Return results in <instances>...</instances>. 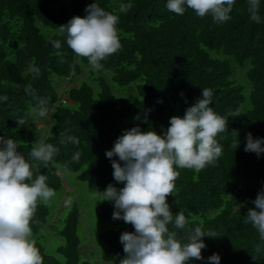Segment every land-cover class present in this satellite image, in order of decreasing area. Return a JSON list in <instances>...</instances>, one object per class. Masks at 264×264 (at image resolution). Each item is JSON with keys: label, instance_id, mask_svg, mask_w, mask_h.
<instances>
[{"label": "trees", "instance_id": "16d2710c", "mask_svg": "<svg viewBox=\"0 0 264 264\" xmlns=\"http://www.w3.org/2000/svg\"><path fill=\"white\" fill-rule=\"evenodd\" d=\"M93 3L119 16L122 49L101 61V70L77 56L59 28L73 17L83 18ZM121 3H131L132 8L119 13ZM166 4L167 0H0V97H8L0 100V137L18 142L26 158L36 142L57 147L53 161L40 164L37 174L46 175L55 192L62 194L66 185L70 187L66 204L58 205L59 215L66 208L63 218L51 223L48 205H38L33 238L44 264H120L126 256L120 236L135 233L134 227L114 220V202L103 201L95 208L97 220L106 226L97 236L102 251L81 246L83 213L66 172L96 191L113 185L112 160L121 166L123 162L109 159L106 152L117 139L133 127L163 135L170 118H183L205 88L213 91L210 107L228 119V132L217 136L222 155L215 166L200 172L177 167L180 176L167 201L173 215L184 212L190 228L217 233L216 238H202L207 246L204 259L189 264H209L214 254H219L220 264H264V241L244 222L264 191V154L245 151L249 133L253 139H264V0L260 23L250 19L247 0H236L226 23L214 22L211 15L200 18L186 5L185 13L177 15ZM56 40L62 45L59 50L51 43ZM57 51L65 54L64 63ZM34 68L40 69L39 75ZM108 74L117 85L134 83V94L115 97ZM245 78L246 85L240 82ZM77 79L79 83L71 86ZM28 85L38 96L50 98L49 114L43 117L49 124L41 128L30 123L36 101L25 94ZM21 118L26 119L23 126L16 122ZM233 130L239 136L234 137ZM62 131L78 138L79 145L61 144ZM76 152L78 163L72 159ZM177 231L184 236V231ZM46 236L63 240L53 253L41 242ZM257 245L262 251H255Z\"/></svg>", "mask_w": 264, "mask_h": 264}, {"label": "clouds", "instance_id": "9594fccd", "mask_svg": "<svg viewBox=\"0 0 264 264\" xmlns=\"http://www.w3.org/2000/svg\"><path fill=\"white\" fill-rule=\"evenodd\" d=\"M235 3L236 0H167L166 7L170 12L183 15L186 5L200 18L211 15L214 22L226 23L231 19ZM247 3L250 19L260 23V0H247ZM131 8V3H121L118 11L127 13ZM85 11L84 18L73 17L59 28L66 33L67 46L77 56L87 58L94 69L101 70V61L122 49L117 28L119 16L96 3ZM51 43L57 50L62 47L59 40ZM56 55L60 63H64L65 54L57 51ZM33 71L40 73L39 68ZM25 94L36 101L30 114L47 117L50 98L38 96L31 85L25 88ZM212 97L211 89H202V98L186 109L183 118H170V127L163 135L133 127L106 152L109 159L119 157L123 162L121 166L112 160V167L115 181L124 187L117 189L110 184L98 194L104 197L103 201L114 202V220H123L135 229V233L124 232L120 236L126 253L120 264H189L192 260L204 259L202 251L207 246L203 237H217L215 231L205 232L201 226L190 228L184 212L173 215L167 201L180 176L177 167L200 172L215 166L222 155L217 136L228 132V119L210 107ZM0 100L6 102L8 97H0ZM16 122L23 126L26 119ZM231 134L239 136L236 130ZM59 135L61 144L80 143L78 138L63 131ZM232 146L237 145L234 142ZM18 148L14 139L0 137V264H44L33 238L32 225L39 224L35 218L38 205H48L56 193L48 186L47 176L37 173L40 164L51 163L59 149L51 143L36 142L26 158ZM245 151L258 156L264 154V139H253L249 133ZM72 159L78 163L80 153L76 152ZM67 167L65 164L64 168ZM253 203L258 210L249 209L244 222L250 223L264 241V191ZM177 230L184 231V236ZM255 251H262V245H257ZM220 260L219 254L208 258L209 264H220Z\"/></svg>", "mask_w": 264, "mask_h": 264}, {"label": "rangeland", "instance_id": "374dc122", "mask_svg": "<svg viewBox=\"0 0 264 264\" xmlns=\"http://www.w3.org/2000/svg\"><path fill=\"white\" fill-rule=\"evenodd\" d=\"M87 14H83V18L86 16ZM109 75V84L111 85V89L113 94L115 95V97L119 98V97H128L131 94H134L135 92V84L134 83H130L128 85H117L116 83L112 82L110 79V74ZM82 77H86V74L84 73L82 75ZM243 84L246 85V78L244 81H240ZM79 83V79H77L74 83L71 84V86L75 85ZM59 89V86H58ZM47 118V117H45ZM33 119V121H31V124H35L37 127L41 128L45 123L49 124L48 120L45 119H40V117L36 114H31L30 120ZM47 121V122H46ZM67 176H68V180L69 182H71V185L73 187L74 190V196L76 197L77 200H79V204L81 206L82 209V213H83V222L82 225L79 226V236L81 238V246H88V251L90 250L89 248H91L92 246L95 248L96 250L101 253L102 251V243L97 239L98 233L100 232V230L103 226L96 217L95 214V208L98 204H100L101 202H103L104 197L98 194V191H96L95 189L91 188L90 186H88L87 183H82L79 180L76 179V175L71 173V172H66ZM114 187H116L117 189H121L124 187V184L122 183H118L115 182L113 184ZM106 189L99 191V192H104ZM68 191H70V187L68 185L65 186L64 191L61 192H55L56 195L50 200L48 207H49V211H50V222H54L58 217L61 216V218L64 217L66 208L64 209L63 213L59 215V206L60 204H66V199L64 197L65 193H68ZM48 232L50 234H53V230L48 229ZM41 242L43 243V245L45 246L46 250L50 253H53L54 250L56 249V247L61 244L63 242V240L59 237L55 238V241L53 240V238L51 236L49 237H45L44 239H41ZM46 242V243H45ZM91 251V250H90Z\"/></svg>", "mask_w": 264, "mask_h": 264}]
</instances>
